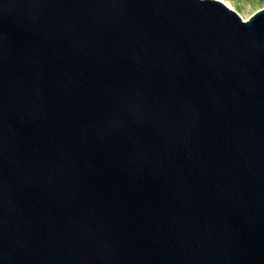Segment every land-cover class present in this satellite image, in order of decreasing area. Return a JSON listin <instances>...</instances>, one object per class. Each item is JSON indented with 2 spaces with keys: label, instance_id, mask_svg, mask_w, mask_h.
<instances>
[{
  "label": "water",
  "instance_id": "95a60500",
  "mask_svg": "<svg viewBox=\"0 0 264 264\" xmlns=\"http://www.w3.org/2000/svg\"><path fill=\"white\" fill-rule=\"evenodd\" d=\"M0 264H264V9L0 0Z\"/></svg>",
  "mask_w": 264,
  "mask_h": 264
},
{
  "label": "rangeland",
  "instance_id": "374dc122",
  "mask_svg": "<svg viewBox=\"0 0 264 264\" xmlns=\"http://www.w3.org/2000/svg\"><path fill=\"white\" fill-rule=\"evenodd\" d=\"M238 12L244 20H248L256 12L264 9V0H220Z\"/></svg>",
  "mask_w": 264,
  "mask_h": 264
},
{
  "label": "bare ground",
  "instance_id": "6f19581e",
  "mask_svg": "<svg viewBox=\"0 0 264 264\" xmlns=\"http://www.w3.org/2000/svg\"><path fill=\"white\" fill-rule=\"evenodd\" d=\"M225 3V2H224ZM227 6H229L230 8H232L230 5H228L227 3H225Z\"/></svg>",
  "mask_w": 264,
  "mask_h": 264
}]
</instances>
